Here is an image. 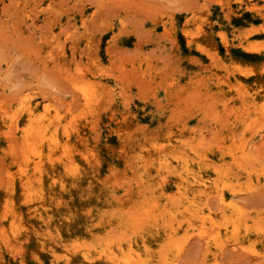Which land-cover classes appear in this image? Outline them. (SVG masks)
Here are the masks:
<instances>
[{"label":"rangeland","instance_id":"obj_1","mask_svg":"<svg viewBox=\"0 0 264 264\" xmlns=\"http://www.w3.org/2000/svg\"><path fill=\"white\" fill-rule=\"evenodd\" d=\"M30 104L62 118L57 171L16 131ZM71 163L80 179L53 187ZM25 166L55 190L52 221L26 218L11 252L7 173ZM0 248L3 264H264V0H0Z\"/></svg>","mask_w":264,"mask_h":264},{"label":"bare ground","instance_id":"obj_2","mask_svg":"<svg viewBox=\"0 0 264 264\" xmlns=\"http://www.w3.org/2000/svg\"><path fill=\"white\" fill-rule=\"evenodd\" d=\"M79 91L82 92L81 94L83 95L84 101L88 107L95 105L94 102L98 100V96L95 95L94 92L91 93L83 89H80ZM23 118L24 126L21 128L20 124H17L16 131L18 133L20 131H24L25 138H36L40 146L39 148H32L33 153L42 163H44L43 168L51 169L52 166L53 171H57L55 160L58 155L61 154L65 158L68 157V147H64V149H62V146L59 145L60 139L58 138V134L62 129H66L64 123L62 122V118L54 117V115H52L50 112H47L46 114H40L38 109L33 107V104L29 105ZM64 132L66 133V131ZM47 164L50 166H47ZM70 165L71 166L65 165L66 169L64 172L66 173L67 177L63 179L64 181L54 180L56 184L53 187H59L60 184L64 188V191L67 192L68 187L66 186L68 185L69 181H76L80 179L79 171L74 168L75 164L71 163ZM20 170L22 172L23 178L19 181L21 183V195L19 198L17 197V183L19 182L15 180L12 174L7 173V182L11 188L9 190V194L6 196V199L3 201L4 212L1 215L3 223L8 224L10 227L11 233L8 235V237L15 244L12 249H9L8 246V251L10 250L11 252L13 249L18 248V246L19 248H22L24 245L25 237L23 236L26 235L24 227L26 218H41L42 221L46 223L44 226L45 228H48L47 224L52 221L49 219L46 222V214L50 213L51 210L49 203L55 191H50V189H53V187L48 185V178L42 174V170H34L31 172L28 166H25L24 168L20 167ZM23 207H26L29 212H24L22 209ZM1 257L2 252H0V264H3V257ZM69 261L71 260L69 259ZM125 262L127 261L125 260ZM107 264H114V261H109Z\"/></svg>","mask_w":264,"mask_h":264}]
</instances>
